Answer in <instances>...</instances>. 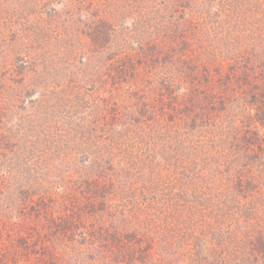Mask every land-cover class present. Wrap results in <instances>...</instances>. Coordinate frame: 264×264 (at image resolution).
<instances>
[{
    "label": "trees",
    "instance_id": "obj_1",
    "mask_svg": "<svg viewBox=\"0 0 264 264\" xmlns=\"http://www.w3.org/2000/svg\"><path fill=\"white\" fill-rule=\"evenodd\" d=\"M83 1L90 22H83L82 28L76 22L78 36L83 32L92 50L103 51L116 30L113 21L93 10L95 0ZM142 1L114 5L120 6V13L137 11L144 9ZM151 1L153 8L159 4ZM28 2H19L23 14L30 13ZM171 2L175 13L192 4L202 10L196 18L178 16L187 23L178 31L161 30V35L138 29L128 34L131 41L141 38L137 44L128 39L127 47L133 58L143 60L145 55L148 73L130 63L128 55L113 60L115 54L107 52L104 58V72L112 73L98 81L100 87L110 84L114 94L130 90L140 103L126 104L135 106L131 113L108 104L96 106L94 115L78 111V122L89 119L79 128L67 116V126L74 125L72 132L78 134L76 141L68 142L61 127L42 133L44 142L36 148L45 158L24 155V148H18L20 154L6 152L8 142L29 146L31 138L25 131L15 139L16 129L6 126L15 105L1 85L2 72L11 76L15 67L20 77L28 69L36 74L35 60L9 62L12 70L0 63V179L5 175L0 195L14 191L28 203L18 211L24 222L0 223V264H204L191 238L223 250L214 252L217 261L210 264L222 263L219 258L228 245L234 264L239 259L240 264H264V0ZM55 17L51 14L50 21ZM16 18L12 11H0V28L7 26L8 32L3 31L2 40L24 34L13 26ZM47 24H40L37 36L43 33V38ZM67 34L72 32L66 29L58 41L63 52ZM187 34L192 42L186 41ZM41 42L44 48L46 41ZM159 66L167 67V75L157 80L149 73ZM24 89L21 94H29ZM24 100L33 111L19 121L34 126L38 120L48 127L47 115L39 120L34 112L36 102ZM24 100H18L19 108L25 109ZM72 110L71 105L67 112ZM57 146H70L60 162L50 152L60 151ZM9 155L17 164L12 176L7 175L14 168L5 163ZM45 169L55 183L52 189L57 184L78 188L60 195H51L48 187L36 188L41 179L34 173ZM38 190L43 194L35 202ZM55 198L66 211H54ZM91 217L95 219L87 222ZM64 241L67 248L59 251Z\"/></svg>",
    "mask_w": 264,
    "mask_h": 264
},
{
    "label": "rangeland",
    "instance_id": "obj_2",
    "mask_svg": "<svg viewBox=\"0 0 264 264\" xmlns=\"http://www.w3.org/2000/svg\"><path fill=\"white\" fill-rule=\"evenodd\" d=\"M20 1L21 0H0V11L2 10V12H4L6 9L8 12L12 11L13 13H15L17 18L15 20L16 23L13 24V26L16 27V31H18L19 29L24 31V34L20 33L21 37L18 36L17 39L5 41L2 40V38L3 31L6 35H8L6 29L7 26L5 28H0V63L8 65V68H11L12 70L13 66H11L9 62L16 63L18 61L20 62L26 60L27 58H31L35 60L37 73L35 74L31 69H28L25 75L23 74L20 77L19 74H16L14 67L10 72L11 76H9V73L7 72H2L1 85H6L4 88L7 90L8 94L14 98L15 105L12 112L9 113V122L6 123V126L11 127L14 130L16 129L18 135L15 137V139H17L22 132L27 131L28 133L26 132L25 134H27L29 138H31V140L27 142L29 143V146L25 145L24 143H22V145L16 146L13 143L8 142V144H6V146H8L6 152H9L11 150L12 155L16 152L20 154L21 151H19L18 148H24L23 154H30L35 157L33 159H36V157H46V153L38 152V149L36 148V144L44 142L40 138V135L42 133H52L56 128L61 127L64 128V131H66L68 142L69 140L76 141V136L74 135L78 134L72 132L73 129H75L74 125L67 126L68 117L74 122H77L76 124L79 128L82 126L84 127L89 120L88 119L86 122L84 120L78 122L79 112L82 115L88 113H90V115H94L96 106H105L106 104H108L109 106L115 105L118 106L120 110H122L124 107H127L128 105H131L133 103H140V101L138 100L139 95H130V90L127 91L126 94H121V92H119V94H114L115 90L111 88L110 84L102 88L100 87L98 81L102 77H106V74L112 73L109 70L106 73L104 72L107 67V64L104 62V58L106 57L107 52L109 54L110 52L115 54L113 60H120L128 55L130 63H134L135 65L139 64V66H141L142 68L144 67L146 71L148 66L146 64L147 60L144 54L141 55L143 60L131 57V53L133 52V50L130 47H127V43L129 44L128 34H132V32L135 30L139 32L138 29L148 31L155 30L158 32L160 31V33L161 30L164 33H170L172 32V30L178 31L180 29V24L185 23V20L182 17L178 18V16L185 14L186 17L192 19L199 17V12L202 10V7H193L192 4L191 8L187 7L186 10H181L175 13L171 0H166L165 2L156 0L157 2L159 1V4L155 5L154 8L151 0H143V10H128L120 13V6L114 4L121 3V5H123L124 7L129 4L128 2H130V0H95V6L93 7V10H95L96 8L99 12L100 17H105L108 18L109 21H113V25L116 29L115 31H113L108 46L103 48V51H97L92 50V48L90 47V38L86 34H83V32H81V37L78 36L79 27H76V25H78L76 24V22L79 21V25L81 28L83 26V22H90L88 17H86L88 9H84V7L86 6V2L84 3L83 0H29L26 10H29L30 13L28 14H23L22 6L20 7L19 3ZM31 4H33V6ZM13 10H15V12ZM138 13L142 14L139 15ZM171 13H173V15H171ZM51 14H55L57 17L51 19L50 21ZM76 14L78 18L75 17ZM175 18L179 20L178 23L175 22ZM90 19L93 20L94 17H91ZM45 20H47L49 24H47V28L44 31V36L42 38L43 33L37 36L40 33L38 28L40 27V24H42ZM61 23L64 24L62 25ZM64 27H67L66 29L70 30L72 34H67L65 36L62 35L64 36L62 39L66 41L64 44H67V49H65L63 52V49L61 48L62 46L61 44L59 45L58 41L61 39L60 34L66 32V29ZM185 27H187V23H185L184 28ZM135 38L136 40L141 39L138 36H135ZM41 39L46 41L44 43V48H42ZM185 39L188 42L192 40V38H190L188 34L185 36ZM136 40L133 39L131 41V39H129V41L131 43L133 42V44H137ZM162 40L163 37L161 38V42ZM175 43L179 44L180 42ZM160 44L161 43L159 42V45ZM58 47L60 48V50L58 49ZM67 51L70 52V54ZM166 71L167 67L163 66L156 70H153V73L149 74L155 76L158 80L167 75ZM23 86L25 87V89L22 92L29 91V94H27L28 96L25 95L26 93L21 94ZM20 98L23 100H33L32 102H36V104H34L33 106L34 112L35 114H38L39 120H42L44 118L43 115H47L46 121L48 122V127L40 125L38 120L35 121L37 122V124L34 126L24 123L23 121H19V118L21 116H24L27 113L33 111V109L29 107L30 104L25 100L23 103V105H26L25 109L19 108L18 104L20 102L18 100ZM90 103L93 107L90 106ZM71 105L74 107V110L68 113L67 111L69 110ZM134 108V105L127 107V109L124 110V113H131ZM70 119L69 121L72 122ZM59 132L63 133V131H58V133ZM56 148L60 149V151L50 152L53 155L56 154L59 158L57 160L60 162V159H62L64 155V149L70 148V146H65L63 148L57 146ZM56 148L52 147L51 149ZM8 160L9 161L5 159V163L8 164V166H12L14 169H11L10 171L8 170L9 173L7 176L15 175V169H17L16 160L12 159L10 155L8 156ZM25 165L26 163L23 164V168L25 167ZM54 169L62 168L54 167ZM3 171L4 173H6L5 168L3 169ZM34 175L41 179V181H39V183L36 185V188H41L42 190H44L43 187H48L49 193L51 195L52 193L60 195V192L62 194H65L66 192H70L71 189L77 187L75 185L67 186L64 184H57L52 189L55 183L51 180V172L47 169L38 171V173L35 172ZM35 177L33 178V180H36ZM4 178L5 175L2 179H0V192L3 191L2 188ZM60 178L61 176H59L57 180L60 181ZM70 183L72 184V182ZM42 194L43 193L41 192V190L36 191L33 195L35 197L34 201L36 202L38 200V197ZM55 199L56 200L54 201L52 206L53 209H55L54 211H58V214H60L61 211H66L65 208L67 207L66 205H63L61 199ZM26 204L28 205V203L23 201V199H19L14 191H8V193L1 194V225L2 223L8 222L13 224L24 222V220L22 219L23 217L18 213V211ZM29 204L32 203L29 202ZM33 204L35 203L33 202ZM117 208L120 211H123L122 205H119V207ZM33 214L34 212L32 211L30 215ZM94 219L95 218L92 217L90 218V220L86 218V221L90 222ZM198 224L199 223L194 224L192 229L197 228ZM198 231L199 228L194 230V232ZM182 233V231H179V236L186 237ZM4 236H6V233L3 232V237ZM191 241L192 244L190 245H192L195 251H198L199 253L200 250L202 251L200 255L203 258L202 261H204V264H210V261H212L213 259L217 261V256H215L216 253L214 252L223 251L217 247L205 246L202 242L200 244L197 242V240H195V238H191ZM65 243L66 242L64 241V243L58 244L57 249L64 252L65 248H67ZM227 247L228 248L219 258L220 261H222V263L220 264L236 263L234 260H232V253L234 252L232 251V245H228ZM241 247L242 246H240L236 251L241 252ZM69 251L71 252L72 248ZM12 256L14 257V255ZM237 256L239 255L237 254ZM240 263V259L237 260V264ZM21 264L24 263L21 262ZM242 264H248V261Z\"/></svg>",
    "mask_w": 264,
    "mask_h": 264
}]
</instances>
